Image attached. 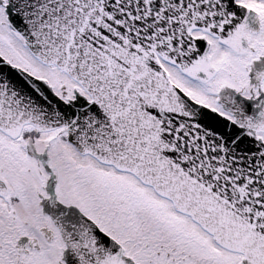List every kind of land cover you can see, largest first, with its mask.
I'll return each mask as SVG.
<instances>
[{"label": "snow or ice", "instance_id": "snow-or-ice-1", "mask_svg": "<svg viewBox=\"0 0 264 264\" xmlns=\"http://www.w3.org/2000/svg\"><path fill=\"white\" fill-rule=\"evenodd\" d=\"M0 264H264V0H0Z\"/></svg>", "mask_w": 264, "mask_h": 264}]
</instances>
